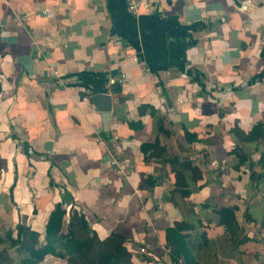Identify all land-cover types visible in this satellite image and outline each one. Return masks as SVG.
Instances as JSON below:
<instances>
[{
    "label": "crops",
    "instance_id": "crops-1",
    "mask_svg": "<svg viewBox=\"0 0 264 264\" xmlns=\"http://www.w3.org/2000/svg\"><path fill=\"white\" fill-rule=\"evenodd\" d=\"M130 1L0 0L2 226L43 236L61 205L62 232L75 211L132 264H172L165 230L182 221L200 264H264V140L238 136L264 128V0ZM95 93L112 99L106 129ZM174 157L201 175L188 197Z\"/></svg>",
    "mask_w": 264,
    "mask_h": 264
},
{
    "label": "trees",
    "instance_id": "trees-1",
    "mask_svg": "<svg viewBox=\"0 0 264 264\" xmlns=\"http://www.w3.org/2000/svg\"><path fill=\"white\" fill-rule=\"evenodd\" d=\"M185 134L188 136L186 131ZM238 136L245 142L264 140V128L258 124L247 135L238 133ZM156 146V144L142 145L141 151L147 155V152L154 150ZM151 156L153 153L149 154V157ZM245 160V158L240 159V164ZM167 161L172 166L176 187L183 197H188L190 191L186 189L185 184L187 172L190 171L195 180L201 175L197 173L195 167H192L190 161L180 160L177 157ZM258 164L264 170V153ZM256 176L264 179V172L258 175L251 173L250 177L254 181ZM216 212L219 223L226 229L235 224L234 209L223 207ZM65 214L61 205L55 206L47 220L43 239H40L41 235L37 231L22 224L16 225L14 236L12 231H7L4 241L8 242L9 247L15 248L21 257L14 263L0 252V264H40L47 256L63 260L66 264H132L131 254L124 246L126 239L123 236L112 234L108 239L99 241L95 233L90 231L84 216L75 211L71 212L66 231L62 232ZM189 228L181 221L165 230V247L172 264H200L193 255V248L188 239Z\"/></svg>",
    "mask_w": 264,
    "mask_h": 264
},
{
    "label": "rangeland",
    "instance_id": "rangeland-1",
    "mask_svg": "<svg viewBox=\"0 0 264 264\" xmlns=\"http://www.w3.org/2000/svg\"><path fill=\"white\" fill-rule=\"evenodd\" d=\"M1 227H0V239L2 242H0V252L3 253L4 255L8 256L12 262L16 263L20 259V255L17 254L15 248L9 247L8 242L4 241V236L7 231H12L13 236L15 235V227L12 226L11 228H4L2 226V223L0 222ZM5 229V230H4ZM7 229V230H6ZM40 239H43V236L41 235ZM40 264H66L65 261L56 259L51 256H47Z\"/></svg>",
    "mask_w": 264,
    "mask_h": 264
},
{
    "label": "water",
    "instance_id": "water-1",
    "mask_svg": "<svg viewBox=\"0 0 264 264\" xmlns=\"http://www.w3.org/2000/svg\"><path fill=\"white\" fill-rule=\"evenodd\" d=\"M90 103H92L95 108L101 112V118L103 121L104 129L107 127V121L109 117V113L111 110L112 99L109 95L104 93H95L89 98Z\"/></svg>",
    "mask_w": 264,
    "mask_h": 264
},
{
    "label": "built area",
    "instance_id": "built-area-1",
    "mask_svg": "<svg viewBox=\"0 0 264 264\" xmlns=\"http://www.w3.org/2000/svg\"><path fill=\"white\" fill-rule=\"evenodd\" d=\"M154 0H131L130 1V5H129V9L132 11H135L137 9V7L142 3L144 7H150V5L152 4L151 2H153ZM263 1V0H260ZM259 2V0H246L247 4L250 5H256L255 3ZM56 74V73H55Z\"/></svg>",
    "mask_w": 264,
    "mask_h": 264
}]
</instances>
